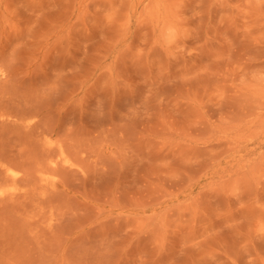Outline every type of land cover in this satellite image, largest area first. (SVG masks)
<instances>
[{
	"label": "rangeland",
	"instance_id": "obj_1",
	"mask_svg": "<svg viewBox=\"0 0 264 264\" xmlns=\"http://www.w3.org/2000/svg\"><path fill=\"white\" fill-rule=\"evenodd\" d=\"M0 264H264V0H0Z\"/></svg>",
	"mask_w": 264,
	"mask_h": 264
}]
</instances>
